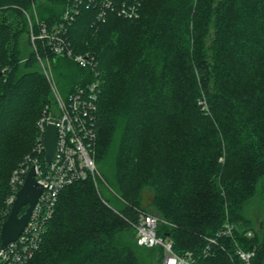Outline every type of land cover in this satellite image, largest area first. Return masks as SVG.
Returning <instances> with one entry per match:
<instances>
[{
	"label": "trees",
	"instance_id": "16d2710c",
	"mask_svg": "<svg viewBox=\"0 0 264 264\" xmlns=\"http://www.w3.org/2000/svg\"><path fill=\"white\" fill-rule=\"evenodd\" d=\"M71 2L0 0V234L12 173L54 105L39 54L65 97L98 82L99 173L62 190L27 264H161L162 247L137 241L141 213L197 264H246L240 248L264 264V0H145L138 18L103 22L83 5L68 37L88 66L32 47L27 13L39 33Z\"/></svg>",
	"mask_w": 264,
	"mask_h": 264
},
{
	"label": "built area",
	"instance_id": "2783aa9c",
	"mask_svg": "<svg viewBox=\"0 0 264 264\" xmlns=\"http://www.w3.org/2000/svg\"><path fill=\"white\" fill-rule=\"evenodd\" d=\"M144 1L72 0L63 13L61 21L54 27L49 28L45 22L37 21L40 32L36 33L32 22H30L32 47L38 52V41L42 40L52 53L71 57L81 66L92 65L94 57L88 53H76L68 37V27L81 7L86 5L97 8V19L102 22L106 21L109 13L126 19H136L141 14ZM38 58L50 79L55 101L54 105L48 104L45 107L39 120L40 134L35 143L33 154H29L13 173L11 178L12 193L7 200V211L11 212L16 194L24 185L32 166H35L36 178L43 188L21 235L2 247L0 234V264H27L41 245L62 190L66 186L85 180L90 176L96 179L99 173L94 157L100 98L98 82L87 86H77L69 96L64 97L51 76L52 68L49 61L45 63L39 54ZM50 123H54L58 127V144L54 159L50 164H47L43 140ZM133 225L140 245L163 248L164 258L161 264H197L192 252L189 251L185 254L175 252L174 242L158 233L159 220L156 216L141 213L138 221ZM223 233L231 235L232 226L227 224ZM213 241L215 240L213 239ZM238 254L246 264H251L255 252L240 248Z\"/></svg>",
	"mask_w": 264,
	"mask_h": 264
},
{
	"label": "water",
	"instance_id": "95a60500",
	"mask_svg": "<svg viewBox=\"0 0 264 264\" xmlns=\"http://www.w3.org/2000/svg\"><path fill=\"white\" fill-rule=\"evenodd\" d=\"M3 74L4 71L0 70V78ZM43 143L46 149L45 161L47 164H50L57 152L58 127L56 124L50 123L48 125ZM42 188V185L36 178L35 166H32L27 174L24 185L16 194L11 212L2 224V247L16 240L24 231L31 217L33 208L41 195ZM24 207L26 208L25 212L20 214Z\"/></svg>",
	"mask_w": 264,
	"mask_h": 264
},
{
	"label": "rangeland",
	"instance_id": "374dc122",
	"mask_svg": "<svg viewBox=\"0 0 264 264\" xmlns=\"http://www.w3.org/2000/svg\"><path fill=\"white\" fill-rule=\"evenodd\" d=\"M27 17H28V20H29V24H30V22H32V14L29 12V13H27ZM38 61H39V63H40V65L42 66V68H43V65L41 64L42 62H40V60H39V58H38ZM45 63H47V61H44ZM47 65V64H46ZM0 67H3V66H1V64H0ZM5 67H3V70H5L4 69ZM44 70V69H43ZM44 72H45V70H44ZM52 74H51V76H53V78H54V73H53V71L51 72ZM46 74V73H45ZM46 77H47V80H48V82H49V85H50V89H51V82H50V79L48 78V76L46 75ZM53 78H51L52 80H53ZM54 83H56V85H57V87H58V90L60 91V93L62 94V91H61V89H60V87H59V85H58V83H57V81L55 80V78H54ZM51 93H52V98H53V101H55V99H54V95H53V92H52V89H51ZM64 96V95H63ZM65 97V96H64ZM202 103H204V104H207L206 103V101L204 100ZM42 117V116H41ZM40 117V118H41ZM40 118H39V120H40ZM39 120H38V128H39ZM39 131H40V129H39ZM39 134H40V132H39ZM39 134L37 135V138L35 139V141L37 142V139H38V137H39ZM28 156V154L26 155V157ZM26 157L22 160V161H24L25 159H26ZM21 163V162H20ZM19 163V164H20ZM23 163V162H22ZM13 173H14V171H13ZM13 173H12V176H13ZM102 187V191H103V193L105 194V196L111 201V203L112 204H114L115 205V202H116V198H115V195H114V193L112 192V191H110V190H108L105 186H101ZM97 188H99V186H98V183H97ZM9 198V197H8ZM25 210H26V208H24V209H22V211H21V213L20 214H22V213H24L25 212ZM6 212H7V210H6ZM9 213V212H8Z\"/></svg>",
	"mask_w": 264,
	"mask_h": 264
}]
</instances>
